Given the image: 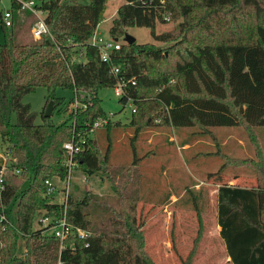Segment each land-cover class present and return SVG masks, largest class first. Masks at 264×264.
<instances>
[{
	"label": "trees",
	"instance_id": "16d2710c",
	"mask_svg": "<svg viewBox=\"0 0 264 264\" xmlns=\"http://www.w3.org/2000/svg\"><path fill=\"white\" fill-rule=\"evenodd\" d=\"M10 1V26L0 12V144L11 158L0 190V264H156L146 249L137 194L140 162L150 152L139 157L133 141L145 131L169 129L185 132L181 146L189 148L199 140H216L214 129L223 127L242 129L252 158L219 152L223 164L208 177L220 180L224 169L243 166L256 182L239 187L219 181V237L230 264H264V148L256 133L264 127V0H121L108 20V0ZM29 1L45 14L48 33L38 40L25 38L19 22L23 13L33 19L30 28L35 23L20 8V2ZM106 21L108 27L100 33L120 43L109 63L89 43ZM166 23L171 27L156 32L157 25ZM133 28L148 30L152 42H124ZM120 83L124 95L119 102L125 106L130 101L134 109L124 127L131 133L133 153L125 170L111 163V130L121 124L104 112L98 95ZM37 88L46 89L45 106L52 102L53 108L48 118L42 112L40 124L30 104L22 102ZM57 89L72 90L74 96L65 102L56 97ZM74 98L80 106L67 112ZM54 115L65 119L56 123ZM101 119L108 122L93 129ZM98 128L105 129L106 148L91 137ZM69 141L80 147L73 171L108 180L113 204L89 192L75 196L70 191L66 205L48 198L45 181L62 183L67 176L63 145ZM191 187L184 195L195 193L200 226L204 187ZM64 208L66 221L88 235L60 245L57 238L34 229V222L41 211L61 218ZM96 208L105 215L99 223L92 219ZM200 237L199 227L182 264H192Z\"/></svg>",
	"mask_w": 264,
	"mask_h": 264
},
{
	"label": "rangeland",
	"instance_id": "374dc122",
	"mask_svg": "<svg viewBox=\"0 0 264 264\" xmlns=\"http://www.w3.org/2000/svg\"><path fill=\"white\" fill-rule=\"evenodd\" d=\"M68 1L80 4H88L89 2V0ZM121 2V0L107 1L105 8L107 20L113 16L115 9ZM10 4V0H0V12L3 14L10 8ZM32 20L30 16L19 13L22 34L27 39H33L30 32ZM108 24V21L102 23L99 31H105ZM170 27V23L159 24L156 32H161ZM127 34L134 37L136 42H152L148 30L145 29L133 28ZM3 40L4 35L0 27V42ZM55 93L56 97L64 98L65 102H69L74 96L73 91L68 89H57ZM98 95L104 112L113 122L119 121L121 124L119 128L111 130V163L125 170L133 160L131 133L124 130L130 119V109L119 102V98L114 95L113 88L102 89ZM46 96L45 88H37L22 99L23 103L30 104L32 110L37 113L38 116L35 120L37 124L42 122L41 115L45 109ZM70 110L71 107L68 103L67 112ZM62 119L65 118L53 116L56 123ZM12 121H14V115ZM239 130L243 133L241 128ZM256 133L264 148V127L256 128ZM214 134L216 140H199L189 147L191 149L185 150L181 148L188 147H182L181 142L187 137V134L185 132L177 134L169 129L145 131L133 141L139 157L150 152L140 162L141 186L137 194L141 197L138 209L144 220L143 231L146 249L156 264H182L199 227L201 228V237L192 264H225V249L219 237L216 222V191L219 184L215 182L216 179H207L209 173L217 172L223 164L218 152L224 153L225 127L214 129ZM106 135L104 128H98L91 137L95 136L101 147L106 148L108 143ZM216 143H218V147ZM246 145L249 147L248 143ZM4 152L5 147L0 144V153L4 154ZM225 172L224 169L218 181H221L225 176ZM247 172L253 175L250 170ZM199 180H206L207 184L205 182L196 183ZM55 185L57 190L52 198L55 202H60L62 198L60 189L63 183L55 181ZM188 186H192L195 190L204 187L201 193L205 203L202 207L200 226L197 222V211L194 209L192 201L195 193L184 195V189ZM70 191L75 196L89 192L91 195L108 202V204H113L115 200L110 183L101 176L88 177L73 171ZM167 194H170L169 198L163 201ZM180 197H182L180 204L175 205L174 202ZM104 218L105 215L100 208L92 210L94 222L99 223ZM23 251L24 241L20 239L18 255L22 256Z\"/></svg>",
	"mask_w": 264,
	"mask_h": 264
},
{
	"label": "built area",
	"instance_id": "2783aa9c",
	"mask_svg": "<svg viewBox=\"0 0 264 264\" xmlns=\"http://www.w3.org/2000/svg\"><path fill=\"white\" fill-rule=\"evenodd\" d=\"M20 8L21 10H26L30 12L36 19L35 23L32 25L30 30L31 36L34 40H38L43 34L48 33V28L44 22L45 14L42 11L35 8V4L33 1L20 2ZM2 20L5 26L8 27L11 25V14L9 11L6 10L3 13ZM89 43L90 45L96 47L99 50L101 59L106 63L110 62L111 52L119 50L120 47V43L118 41L105 38L100 33L98 26L96 27L95 31L90 37ZM112 72L114 75H116L118 73V69L113 68ZM123 88H124L123 84L121 83L115 85L113 88L114 95L117 96L118 98H121L124 95ZM77 106H80V104L77 101V99L74 98V101L70 104L71 110L77 108ZM125 106H127L130 109V113L134 112V109L130 101H128V103ZM107 122L108 119L98 120L97 122L94 123L93 129L102 126ZM155 122H158V120H155ZM93 129H91L90 132ZM63 149L65 153V159L63 163L67 167V176L65 180L62 182L63 186L60 189L62 196L60 202L63 203V205H66L67 198L70 193V182H71L72 172L78 166V163L74 158V155L79 152L80 147L77 144H74L72 141H69L63 145ZM10 161L11 158L8 152H4V154L0 153V190L3 188L2 186L3 177L6 171V166ZM45 185L47 186L46 195L51 201H54L52 196L57 190L55 181L46 180ZM0 219L3 220V216H1ZM34 229L40 230L43 233L49 234L57 238L60 242V245H62V243L67 239H69L70 237L75 236L78 239H83L88 235L87 232L83 231L79 227L71 225L66 221L65 208L63 210V216L58 219H54L53 217L47 215L45 211H41L40 215H38L35 219Z\"/></svg>",
	"mask_w": 264,
	"mask_h": 264
},
{
	"label": "crops",
	"instance_id": "0c3cea01",
	"mask_svg": "<svg viewBox=\"0 0 264 264\" xmlns=\"http://www.w3.org/2000/svg\"><path fill=\"white\" fill-rule=\"evenodd\" d=\"M246 143L247 141L245 135L239 130V128L237 127L225 128V142L223 143V145H225L224 148L225 157H231L236 159L252 158V150L246 145ZM181 149L185 150L191 148H181ZM225 171H226L225 176L221 179L222 183H226L231 186L249 187L251 185H254L256 182L254 176L251 175L249 172H247V169L243 166H231L228 167V169H225ZM213 173H209L208 175ZM208 175H207V179H211V178L214 179L213 176L208 177ZM205 181L199 180L196 181V183L199 182L201 184ZM215 182L219 183L217 179L215 180ZM217 228L220 230L218 226ZM224 260H225V264H230L229 257H227L226 252L224 255Z\"/></svg>",
	"mask_w": 264,
	"mask_h": 264
},
{
	"label": "water",
	"instance_id": "95a60500",
	"mask_svg": "<svg viewBox=\"0 0 264 264\" xmlns=\"http://www.w3.org/2000/svg\"><path fill=\"white\" fill-rule=\"evenodd\" d=\"M123 41L128 43V44H131V43H133L135 41V38L126 33L124 35V37H123ZM51 111H52V102H49L45 106L43 116L46 117V118L50 117L51 116ZM263 184H264V174H263Z\"/></svg>",
	"mask_w": 264,
	"mask_h": 264
}]
</instances>
